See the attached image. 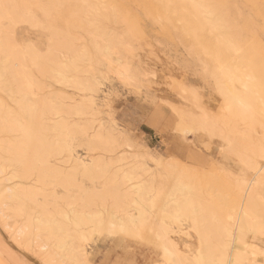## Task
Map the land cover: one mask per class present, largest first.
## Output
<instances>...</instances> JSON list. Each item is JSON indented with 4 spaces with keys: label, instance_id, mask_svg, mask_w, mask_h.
<instances>
[{
    "label": "rangeland",
    "instance_id": "obj_1",
    "mask_svg": "<svg viewBox=\"0 0 264 264\" xmlns=\"http://www.w3.org/2000/svg\"><path fill=\"white\" fill-rule=\"evenodd\" d=\"M47 1L48 0H42V3ZM50 1H48L49 4ZM95 1H99L96 6L101 12H107V16H94L95 24L93 25L79 28L80 26L75 27L73 24L75 29H73V26L69 27V32L73 29L69 34L73 37L76 36L72 38L73 42L70 41V44L74 45L75 43L74 46L79 45L80 47L86 45L84 49L90 47V44L94 42H98L101 47L109 44L112 46L111 50H113V57L106 56L112 58V60L109 58L105 59L106 56L103 57L102 54H99L101 57L97 55V61L95 59L92 60L87 55L84 56L86 57V59L84 58L85 67L82 66V70L79 73L83 85L86 84L82 90H76L72 86L70 87V85H59L55 82L54 77H50L51 73L48 78L43 79L45 77L37 74L38 71L32 67L36 79L42 78V81H45L44 85L47 81V85L43 87L44 89L42 91L40 90L42 95H51L52 93H54L53 96H56L55 94L62 95L59 99H62L66 106L76 105L83 107L84 103L87 105L85 98L91 101L94 110L91 111V108H86V112L83 109V113H79V115L78 113H73L71 118L72 122L77 121L80 122L83 128H90L88 129V135L91 137L96 134L99 126H103L107 129V132L109 131V135H107L111 137L115 136L120 143V146L114 145V148L112 147L109 151H104L102 146L97 148V150L94 149V151L91 149V151L89 150L88 141L86 139L87 134H85V136L83 134L76 135L75 139L69 140L72 156L86 160L89 164L92 162L93 158L102 156L103 159L111 162L108 164L110 168L108 167L106 175L113 177V182L121 181L126 176H129L130 178L132 177V180L126 182L125 185H131L132 183L143 180L147 183L150 182L152 186L154 185L153 188L158 185L159 187L154 188L156 192H158L157 188H161L164 184H167L159 175L162 174V168L166 165L164 162H170L174 159L175 162L178 161L189 168L190 171L192 170L191 172L195 169L193 173L196 174L198 172V180L203 175H201V173L205 174L203 177L206 176L208 172L211 173L210 175L213 177L212 181L208 179L209 182L206 179L207 184H205V179L203 178L204 182L200 179V182L198 181L200 184L198 188L201 187L203 193L204 190L206 191L208 189L207 192L210 193H206L212 196L213 199L214 197L217 198V203L215 202L216 199L214 202L212 200V203L220 206L223 204L224 206L225 200L226 203L228 199L229 202H231L230 199L232 198L233 200L234 196L235 200H238L236 196L237 193L235 194L237 189L232 185L236 184L234 182H236L237 178L239 179L240 176H246L244 175L245 172L248 176L252 173L243 170V165L236 155L237 152L233 153L232 151L230 152V149L227 150L228 143H232L236 136L239 135L235 134V132H237L238 129L244 128L246 125L248 126V123L253 125V130L250 133L252 140L258 141V139H260L261 142H264V0H202V2L204 1L203 3H205L202 7L210 12V19L216 20L214 24H210L200 19L199 16H196L197 13L195 8H193L187 0H182L187 6L180 4L179 0ZM32 2L33 0H30V4ZM73 2L71 7L75 6L76 1ZM30 4L29 6L32 7ZM7 20L8 19H3L1 25H3L6 31H4V37L9 38L15 31L8 25L9 20ZM60 20L56 18L53 19V21L50 20L51 23L49 21L48 24H50V26L54 25V27H49V29L53 30L54 28L56 29V27L59 30L65 29L66 26H63L64 22L62 24ZM46 29H48V27H46ZM49 29L46 30V32L49 31ZM8 30L9 33H7ZM10 30H12L13 33H10ZM27 32H30V40L38 43V47L41 52L44 53L48 47L47 44H49L47 43L49 42L48 38L52 36L50 33L51 30L45 34L42 30L31 27L27 23H19L17 25L16 35L18 38L23 37V40H25L29 37ZM226 36L230 37L232 41L234 39L235 42L237 41L239 43V53L232 52L231 47V50L227 49L228 45L226 46L227 42H225L227 39ZM223 37H226L225 41ZM224 43L226 44L223 45ZM237 56L239 60H235L238 59L236 58ZM231 59L234 60L231 62H236V67H240L241 64L242 67H240V69L244 66L245 70L248 69L256 75L258 83L260 84L259 86L261 87L259 88L261 91L259 89L258 91L262 92H258V94L262 96V100H259L262 102L257 101L256 104H258L255 105L256 107L253 105L250 110L248 109L246 119L248 122L244 121L246 125H244L245 123L241 120L238 121L233 119L229 122L227 121L228 123L225 126L223 124L218 126L221 122L220 120H222L220 119L217 123V134L215 137L210 140V138L203 136V143L201 142V144L198 145L200 149L197 146V148H193L195 151L192 152L187 149L186 143L184 145L180 139L178 141V138H176L172 131V121L175 116L173 108L177 106V109L182 108L185 111L194 112L195 114L201 113L203 111L202 109L206 111L208 108L207 110L208 112L210 111L209 113L212 116L220 115L224 109L225 104L223 103L225 100L219 89H217V76L215 73L220 62L225 61L224 63H226ZM108 60L109 63L107 62ZM110 60L112 61L111 65ZM90 61L92 63H90ZM85 62L87 64H85ZM221 64L222 63H220V65ZM232 65L234 66L233 63ZM121 67H126V69ZM252 67L254 68L252 69ZM125 70H129V74L127 71L125 72ZM121 71H124L127 75L121 76L119 73ZM129 76L130 78L126 80ZM12 78L13 76L8 80L14 84H11L12 86H16L14 83L15 79L13 78V80ZM13 89L14 87L11 90L0 89V100L6 104H3V106H8L9 108L7 107V111L3 109L1 101L0 106L5 110L4 112L10 113L9 116H11L14 111L16 112L15 108H17L16 105H18L17 99L13 96H16L18 100L21 98L20 94L17 93V88L16 90L14 89L15 91ZM164 111L167 112L165 113ZM5 114L6 113L3 114V111L0 112V115L3 116V119L0 120H4L3 123L6 118L4 117ZM168 117L169 119H167ZM8 119L10 118H7V120ZM1 121L0 123L2 124ZM152 123H157L159 125L154 126ZM229 124H232V126L230 125V127ZM12 128L13 129L9 131L5 130L6 132L4 130L1 131L0 128V143L3 144L7 141H12L17 137V130L15 129L18 128L17 125L12 126ZM233 128H236V130ZM106 131L105 133H107ZM221 131H224L223 134ZM239 142L240 137L236 139V143L233 142L234 144H231L233 145L232 149L235 147L233 150L237 148L236 144H239ZM56 158L50 157V163L61 166L63 170H70L73 167L70 161L67 162L68 159L66 155L58 154ZM11 159L9 153L0 148V169L2 167L1 162L4 164V162L8 161V165L4 164L5 167L1 169L2 171L0 170V183L4 181V184L7 183L6 185L10 186L18 182L17 185H22L19 183L21 180H19L18 177L15 178L13 176L12 178L14 173H18L17 168L14 167H17L19 163ZM10 162L11 165L9 166ZM12 162L16 165L13 166ZM226 172H228V174H226ZM34 173L33 176H35ZM29 177L30 179L25 180L26 182L24 181L25 185L23 186L31 187L34 185L36 191L34 192L35 195L33 198L37 197L33 200L30 199L31 201H27L29 198L23 201L27 204V206L25 205V208L27 207L26 209L31 212L34 210L32 213L30 212L29 218L33 217V213L34 215L38 214L36 213V208L39 207V205L36 204H40L43 200L44 203H47V206H55L64 214L65 212H71V208H75L73 206L80 204L85 194L103 193V184L101 180L104 177L102 176L103 178H101L99 175L96 178H87L75 174L74 184L68 185L67 187L61 186L57 179L54 180L49 178L46 183L47 188L39 184L32 175ZM156 177L157 179L159 178L158 181H160V183L161 181L165 183H163L162 186L159 185ZM224 179L226 180L224 181ZM215 181L220 182H217V188H215L217 185ZM224 182H226L225 186ZM211 184L214 187H212ZM221 184L223 186H221ZM38 186L39 188L37 189ZM263 186L264 183H259V189L256 191V195H258L256 196V198L258 197L256 203L264 213ZM222 187H224V191H221L222 193L220 192V194L219 191ZM261 187H263L262 190ZM210 188L211 190L209 191ZM230 188H234V190L232 189L233 191H229ZM40 189L42 192L39 191ZM43 191L45 192L43 193ZM227 191L228 193H225ZM211 192L214 193V195ZM4 193L5 188L0 187V264H52L53 260L47 263L50 260L48 259L49 261H47L44 251L49 252V250L54 248V244H52L53 240L51 238L47 239L48 237L45 236L46 234L44 235L41 232L40 235L36 229L37 227H33L37 234L33 228H31L30 230H33L31 234L29 233L30 231H28V233L24 235L23 233L28 230L27 228L29 226L31 227V224H27V212L25 214L20 210L21 207L24 209V204H21L22 206L18 209L17 205L20 200L18 202H11V199H7ZM42 193L49 197L44 199V196L41 195ZM228 194L230 195L229 197ZM105 196H102L105 205L113 207V204H115L114 199L111 196L106 199ZM47 200L49 201L47 202ZM26 201L29 203H26ZM32 201L35 202L37 207L34 208L32 206L34 205ZM97 201L101 202L99 199L94 201L95 206L92 205L94 207L91 206L92 209L98 208L97 204H99V202ZM74 203L77 204L75 205ZM233 203H235V201ZM214 206L216 207V205ZM220 206L216 208L218 212L221 211H219V209H221ZM233 206L235 205L232 204L227 206L226 204L223 209L227 208V210H225L229 212L231 210L229 207ZM14 207L19 211L17 212ZM13 208L14 210H12ZM20 211L22 214H18ZM61 212L59 216H61ZM26 224L29 226L26 227ZM22 225H24V229H22ZM25 228L27 230L24 232ZM189 228L191 227L186 224L183 230L184 232L182 231L183 234L181 233L183 239L190 240V235L196 234L193 228ZM27 234L31 236L29 235L30 237H28ZM32 234L36 235L32 237ZM19 235L24 238V240L22 238L23 241L21 240V245L19 242L21 237ZM118 235L116 234V236H114L107 233L95 234L92 238L88 239L85 243H87V257L89 261L92 264H143V261L147 263L151 262V255H153V252L150 251L151 249L140 245L135 239V241H133V239L131 240V238L127 236L122 234ZM15 237H17L19 241L15 239ZM31 238L32 240H28ZM130 240L133 241V243ZM25 241H29L27 245L33 243V246L31 245L32 247L29 248V250L25 247L27 246V242ZM36 241H40L42 244V246L39 244V246H41L40 251L38 243L35 245ZM44 244L47 246L43 247L45 246ZM53 251L55 253H57V251L59 252V250L55 248ZM46 255H48V253ZM47 257H49V255ZM260 259H262V257ZM260 259L259 262L263 263V259Z\"/></svg>",
    "mask_w": 264,
    "mask_h": 264
},
{
    "label": "bare ground",
    "instance_id": "obj_2",
    "mask_svg": "<svg viewBox=\"0 0 264 264\" xmlns=\"http://www.w3.org/2000/svg\"><path fill=\"white\" fill-rule=\"evenodd\" d=\"M48 1L42 3V0H33L30 4V0H0V89L11 90L14 87L16 90L17 88V93H19L21 97L18 100L16 96H13L17 99L18 105H16L17 108H15L16 112L12 110L14 113H11V116H9V112H4L5 110L3 109L7 111L8 106H3L4 103L0 100L3 106V109L1 108L2 106H0V112L3 111V114L6 113V116L4 115V117H6L4 123V120L1 121L3 116L0 115V121L2 122V124L0 123L1 131H9L13 129L12 126L14 125L18 127L15 128L17 130V137L12 141H7L3 144L0 143V148L9 153L12 161L15 160L19 163L16 167V164L14 165L12 162L13 166H15L14 168H17L18 171V173L12 175V178L13 176L15 178L18 177L19 180L23 181H19L22 185H17L18 182H15L13 185L7 186V183L4 184V181L1 180L0 187L5 188L4 194H6L7 199H11V202H18L20 200L18 202L20 205L15 203L18 209L22 206L21 204H24V209L21 207L22 209L20 208V210L25 214L27 212L28 218L34 210L31 212L26 209L27 207L25 208V205L27 206V204L23 201L27 198H29L27 201H31L30 199L33 200L35 198H33L35 195L34 192L36 191L34 185L31 187L23 186L25 185L24 181L30 179V175H32L33 178L35 177L37 182L46 188V183L49 178L54 180L57 179L61 186L67 187L68 185L74 184L75 174L87 178H96L99 175L101 178L104 177L101 180L103 184V193L85 194L82 200L80 199V204L73 206L75 208L70 207L71 212H65L64 214L55 206H47L44 200L41 203L39 202L40 204H36L39 205V207L35 205V200L32 201L34 203L32 206L34 208L37 207L36 213L38 214L34 215L33 213V217L29 218L30 221L27 218V224H31V227L26 224V227H29L27 228L28 230L25 228L24 232L27 231L23 234L25 235L28 231H30L29 233L31 234L34 228L37 227L36 229L39 233L46 234L45 236L48 237L47 239L51 238L53 240L52 244H54V248L58 249L59 252L57 251V253H55L53 251L54 248L49 250V252L44 251L47 261L50 260L47 263L53 260L52 264H92L87 257L88 250L86 247L87 243L85 242L95 234L99 235L105 233L114 236H116V234H122L131 238V240L133 239V241L136 240L140 245L151 249L150 251L153 252V255H151V262L147 263L143 261V264H264V213L256 203V199L258 198H256V196H258L256 195V191L259 189V183H264V142H261L260 139H258V141L252 140L250 133L253 130V125L248 123L247 126L244 122H248L246 120L248 109L250 110L253 105H257V101L262 102L260 101L262 100V96L258 94V92L262 93L260 92L261 89H259L261 87L259 86L260 84L258 83L256 75L248 69L245 70L244 66L242 68L243 70L240 69V67H242L241 64L240 67L237 66V68L236 62H231L234 61L232 59L228 61L231 63H224L225 61L220 62L222 64L220 65L219 63L216 73L214 72L217 76V89H219L225 100L223 103L225 106L223 105L224 109L222 112V109L220 110V115L212 116L209 113L210 111L208 112V108L206 111L202 109L203 111L197 114L185 111L182 108H179V110L177 106L173 108L175 116L172 121L173 124L171 123L172 131L176 138H178V141L180 139L184 145L186 143L187 149L192 152L195 151L193 148H197L201 142L203 143V136L210 138V140L215 137L217 134V123L220 119H222L220 121L224 123L220 122L218 126H221V124L225 126L233 119L238 121L241 120L245 123L244 125L247 126L242 129L237 128L238 130L235 132V134L239 135L236 136L233 142L236 143V139L240 137V145L236 144L237 148L235 150H233L235 147L232 149L233 145L231 144H234L233 142L228 143L227 147V150L230 149V152L238 153H236V155L243 165V170L252 173L248 176L245 172L244 175L246 176H240L242 178H237L236 182H234L236 184L232 185L237 189L235 194L237 193L236 196L238 200H235V196L233 198L236 204L233 203L234 201L232 198L230 199L231 202H229V199L227 200L230 204L228 202L226 203L225 197L224 200L227 206L232 204L235 205L229 207L232 210L229 209L231 212L229 210V212H226L227 208H225L226 210L223 209V207L226 206L225 203L224 206L222 203L221 206L212 203V200L214 202L215 199L217 203V198L214 197L213 199L212 196H209L207 194L210 193L207 192L208 189L206 191L204 190L203 193L201 187L198 188L200 186V179H202V181L205 179V184H207L209 180L212 181L213 177L210 175L211 173L208 172L209 174L207 173L204 177L203 175L205 174L201 173V175H203L198 180V172L196 171V174L193 173L195 169L191 172L192 170L190 171L189 168L178 161L175 162L174 159L170 162L165 161L168 163L164 162L166 165L162 168V174H159L167 184L162 186L165 182L161 181V184L160 181H158L159 178L157 179L156 177L159 185L162 186L161 188H157L158 192L154 190V188L159 187L158 185L153 188L154 185L152 186L150 182L147 183L143 180L132 183L131 185H125L126 182L132 180V177L130 178L129 176H126L121 181L113 182V177L106 175L108 167L110 168L108 164L111 162L106 161V159L100 156L93 158L92 162L89 164L86 160L73 157L71 153V144L69 140L75 139L76 135L80 134L84 136L87 134L86 139L88 141L89 150L93 149L94 151V149L97 150V148L102 146L104 151H109L114 145L120 146L117 138L115 136H108L109 131L107 132V129L103 126H99L96 134L91 137L88 135V129L90 128L85 129L80 125V122H72L71 118L73 113H78L79 115V113H83L84 110L86 112V108H91V111L94 110L91 101L85 98L87 105L84 103V108L76 105L66 106L64 101L59 99L62 95L55 94L56 96H53L54 93L51 92V95L47 94L44 96L40 92V90L42 91L44 89L43 87L47 85V81L44 85L45 81L43 82L42 80L48 78L50 75V77H54L55 82L59 85H70V87L72 86L76 90H82L86 84L83 85L79 73L82 70V66L85 67L84 58L86 59V57L84 56L87 55L92 60L95 59L96 61L98 60L97 55L99 54H102L103 57L106 55L109 57L112 56L113 50H111L112 46L109 44L101 47L98 42H94L90 44V47L87 46L88 48L85 49L84 47L86 45L83 43L84 47H80L79 45L74 46L75 43L74 45L70 44L73 42L72 38L76 36L73 37L69 33L72 32L75 27L80 26L79 28H81L93 25L95 24L94 16L101 15L106 17L107 12H101L96 6L99 1L97 2L95 0H51L50 4ZM73 1H76L75 6L71 7ZM187 1L195 8L197 13L196 16H199L200 19L210 24H214L216 20L210 19V12L202 7L203 4H205L203 3L204 1ZM179 3L187 6L182 0H179ZM29 4L32 5V7L29 6ZM55 18L61 19L60 21L62 24L63 22L66 24H63V26H66L65 29L59 30L57 27L53 30L49 29V27L52 28L54 25L50 26L48 22L50 20L53 21ZM3 19H8V25L15 31L13 33L12 30H10V33L12 32L13 34H11L9 38L4 37L5 30L3 25H1ZM19 23H27L31 27L42 30L45 34L51 30L50 33L52 36L49 37L48 35L49 38L47 37L49 42H46L49 44L46 43L48 47L44 53L41 52L38 43L30 40V32H27V35H29V37H27L28 39L26 38L23 40V37L18 38L16 35V27ZM71 26L74 28L72 27L73 29L69 32V27ZM46 27L49 29L47 32L46 30L48 29H46ZM7 33H9V30ZM226 37L227 39L225 41ZM226 37L223 38L227 44L224 43L223 45L226 44V46H229H227V49L231 47L232 52L239 53V43L237 41L236 43L234 39L232 41L228 36ZM107 56L105 59L109 58ZM236 58L238 59L235 60H239L238 56ZM109 59L112 60V58ZM111 60L110 65L112 62ZM91 61L90 63H92ZM107 62L109 63V60ZM85 64L87 63L85 62ZM32 67L38 71V73L35 71L37 74L45 78L36 79ZM126 67L124 68L126 69ZM253 68L254 67H252V69ZM126 71L128 73L129 70H125V72ZM119 73L121 76L127 75L124 71ZM12 76L15 79L14 83L16 86H12L14 84L8 80ZM128 78H130V76L127 77L126 80H128ZM258 89L260 91H258ZM7 118L10 119L7 120ZM167 119H169V117ZM152 124L154 126L159 125L157 123ZM230 125L232 126V124H229V126ZM233 129L236 130V128ZM105 131L107 133H105ZM58 154L66 155L68 159V161H66H70L71 164H73L70 170H63L61 166L50 163L51 159L49 158H56ZM7 162L8 161L4 162V164L8 165ZM4 164L1 162V169L5 167ZM10 165L11 162L9 166ZM33 173L35 176H33ZM226 174H228V172H226ZM225 180L226 179H224V181ZM215 182L217 183L218 181ZM218 183L217 185L215 184V188H217ZM225 183L226 182H224V186ZM221 186L223 185L221 184ZM212 187L214 186L212 185ZM263 187H261V190ZM38 188L39 186L37 189ZM223 188L224 187H222V189ZM234 188H230L229 191L232 189L234 190ZM222 189H218L220 190L219 193L224 191V189ZM39 191H41V189ZM44 192L45 191H43V193ZM43 193L41 195L44 196V199L49 197L46 194L45 197ZM225 193H228V191ZM47 194L51 195L50 193ZM212 194L214 195V193ZM102 196H105L106 199L111 196L115 201L113 207L110 205V207L108 205L106 206ZM229 196L228 194V197ZM98 199L101 200V202L97 201L99 202V204H97L98 208L92 209L91 206L94 205V201ZM27 201L26 203H29ZM48 201L49 200H47V202ZM214 205H216V207ZM218 206L221 207V209H219V211L221 210L220 212L216 210ZM14 208L17 210L16 207ZM14 208L12 210H14ZM18 211L19 210H17V212ZM21 211L18 214H22ZM60 212L62 213L61 216H59ZM186 224L191 227L189 229L193 228L196 233L195 235H190V240L183 239L181 235ZM23 226L24 225H22V229H24ZM31 228H33L32 231L30 230ZM29 235L28 237L31 236ZM34 235L32 234V237H34ZM22 238L23 237H21L19 241L18 238L15 237V239L20 242V245ZM28 240H32V238ZM133 241L131 242L133 243ZM37 243L38 247H40V251L42 244L40 241H36L35 245ZM27 244H29V241L26 245ZM39 244L41 246H39ZM138 244L136 245L139 246ZM31 245L23 246L29 250V248L33 246ZM46 246L47 245L43 247ZM47 253L49 257H47ZM259 256L262 257L263 263L259 262L261 258Z\"/></svg>",
    "mask_w": 264,
    "mask_h": 264
}]
</instances>
